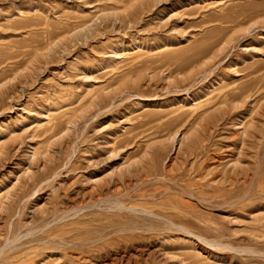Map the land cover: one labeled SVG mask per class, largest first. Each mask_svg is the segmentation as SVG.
<instances>
[{"label": "rangeland", "instance_id": "1", "mask_svg": "<svg viewBox=\"0 0 264 264\" xmlns=\"http://www.w3.org/2000/svg\"><path fill=\"white\" fill-rule=\"evenodd\" d=\"M0 264H264V0H0Z\"/></svg>", "mask_w": 264, "mask_h": 264}]
</instances>
